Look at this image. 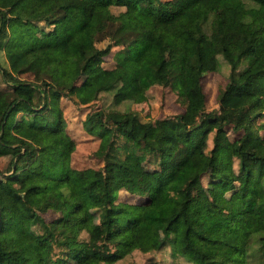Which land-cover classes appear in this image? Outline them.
I'll return each mask as SVG.
<instances>
[{
    "label": "trees",
    "instance_id": "trees-1",
    "mask_svg": "<svg viewBox=\"0 0 264 264\" xmlns=\"http://www.w3.org/2000/svg\"><path fill=\"white\" fill-rule=\"evenodd\" d=\"M107 28L109 41L96 45ZM256 33H264V0H68L38 18L0 0V155H11L10 171L0 170V264H65L83 254L112 263L135 248H168L188 264H264V44ZM167 40L180 46L172 56ZM114 45L117 75L101 85ZM219 55L229 72L218 106L188 122L192 89ZM153 83L175 89L184 111L144 119L128 109L118 118L95 107L81 123L97 136L102 164L73 166L77 138L61 98L87 104L112 91L117 104ZM128 155L168 169L166 187ZM211 168L240 181L239 194L217 200L203 190L194 200ZM45 171L58 175L50 182ZM120 189L139 199L117 200ZM87 207L104 225L150 223L160 240L91 243ZM49 209L57 214L45 218Z\"/></svg>",
    "mask_w": 264,
    "mask_h": 264
},
{
    "label": "rangeland",
    "instance_id": "rangeland-1",
    "mask_svg": "<svg viewBox=\"0 0 264 264\" xmlns=\"http://www.w3.org/2000/svg\"><path fill=\"white\" fill-rule=\"evenodd\" d=\"M68 0H1L2 7L11 13H19L22 16L38 18L51 10L53 7L67 2ZM218 3V0H200L201 6H211ZM117 10V6H111ZM122 8V7H121ZM110 39V30H105V36L96 40V45L103 46ZM253 40L258 44H264V33H256ZM179 44L172 41H165L166 52L169 56L174 55ZM119 48L114 45L111 51L107 53L102 61L106 67L105 72L100 76L101 85L111 82L117 75L114 69L113 51ZM243 62L246 58H243ZM0 62L6 64V60L0 51ZM263 63V58L257 60L253 66L257 67ZM229 72V64L219 55L218 66L215 70L204 72L200 78V89L193 88L191 94L190 108L186 114V120L193 122L197 119L198 109H212L218 106V96L221 88L224 86ZM112 91H101L98 98L87 104H76L69 97L63 96V112L67 119L69 130L76 136V147L71 154V164L76 167L99 166L102 164L100 155V146L96 135L86 132L82 127L81 119L85 113L95 107H103L107 111V115L113 114L115 117L122 116V112L133 109L136 110L142 118H155L168 114H174L184 111V107L178 102L175 89L169 85L153 83L147 89L146 93L136 94L134 101L127 99L117 104L112 102ZM10 154L0 155V170L4 173L10 171ZM140 168L147 170L149 175L158 182L162 187L167 185L168 169L160 168L157 164H153L148 160H137L128 155ZM58 174L55 171H45L44 176L48 181L52 182ZM205 190L211 197L217 200L224 198H233L239 194L240 181L230 179L224 176L220 171L211 168L204 173L201 183L195 185L191 193L195 200L200 193ZM139 196L125 189H120L117 200L135 202ZM193 200V202H194ZM174 207H164L161 210L163 218H167L172 214ZM88 218L91 223L89 239L91 243L101 241H110L112 238H120L129 236L131 238H142L151 246H156L161 237V232L150 223H139L136 225H128L122 222H114L112 224H102L99 222L98 213L86 208ZM57 214L54 210L43 212L45 218H52ZM82 236L88 238V233L82 232ZM149 257H159L162 264H188L180 256H172L169 254L168 248L151 249L142 251L138 248L132 249L123 257L112 263L100 261L99 264H143ZM65 264H95L93 260L86 259V255L76 257H66Z\"/></svg>",
    "mask_w": 264,
    "mask_h": 264
}]
</instances>
